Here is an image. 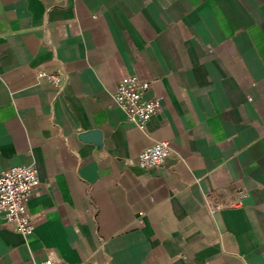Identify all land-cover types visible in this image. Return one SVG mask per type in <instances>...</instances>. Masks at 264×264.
Masks as SVG:
<instances>
[{
    "label": "crops",
    "instance_id": "0c3cea01",
    "mask_svg": "<svg viewBox=\"0 0 264 264\" xmlns=\"http://www.w3.org/2000/svg\"><path fill=\"white\" fill-rule=\"evenodd\" d=\"M131 74L145 132L112 98ZM29 165L0 264H264V0H0V173Z\"/></svg>",
    "mask_w": 264,
    "mask_h": 264
},
{
    "label": "built area",
    "instance_id": "2783aa9c",
    "mask_svg": "<svg viewBox=\"0 0 264 264\" xmlns=\"http://www.w3.org/2000/svg\"><path fill=\"white\" fill-rule=\"evenodd\" d=\"M38 78L57 90L61 88L62 76L59 73L42 72ZM148 88L146 81L131 74L118 82L112 95L115 105L123 111L127 121L141 132L146 131L148 122L159 106L155 99H146ZM169 154V143L154 142L138 153L136 164L142 169L157 168ZM37 186V170L33 165L15 166L0 173V214L15 232L25 237L33 232L27 204Z\"/></svg>",
    "mask_w": 264,
    "mask_h": 264
}]
</instances>
